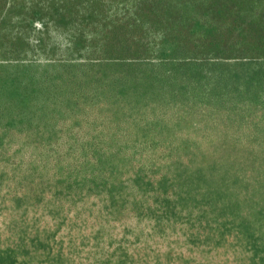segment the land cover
I'll return each instance as SVG.
<instances>
[{"label":"rangeland","instance_id":"rangeland-1","mask_svg":"<svg viewBox=\"0 0 264 264\" xmlns=\"http://www.w3.org/2000/svg\"><path fill=\"white\" fill-rule=\"evenodd\" d=\"M0 264H264V0H0Z\"/></svg>","mask_w":264,"mask_h":264}]
</instances>
